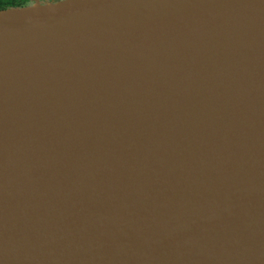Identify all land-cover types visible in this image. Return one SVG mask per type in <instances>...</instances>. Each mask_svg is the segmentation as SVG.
<instances>
[{
	"label": "water",
	"instance_id": "water-1",
	"mask_svg": "<svg viewBox=\"0 0 264 264\" xmlns=\"http://www.w3.org/2000/svg\"><path fill=\"white\" fill-rule=\"evenodd\" d=\"M0 264H264V0L0 11Z\"/></svg>",
	"mask_w": 264,
	"mask_h": 264
},
{
	"label": "trees",
	"instance_id": "trees-1",
	"mask_svg": "<svg viewBox=\"0 0 264 264\" xmlns=\"http://www.w3.org/2000/svg\"><path fill=\"white\" fill-rule=\"evenodd\" d=\"M53 2L49 0H0V11L12 8H22L33 3Z\"/></svg>",
	"mask_w": 264,
	"mask_h": 264
},
{
	"label": "bare ground",
	"instance_id": "bare-ground-1",
	"mask_svg": "<svg viewBox=\"0 0 264 264\" xmlns=\"http://www.w3.org/2000/svg\"><path fill=\"white\" fill-rule=\"evenodd\" d=\"M20 15H21V14H15V16H14V15H11V16H9V17H10V18H14V19H15V18H17V16H19V17H20Z\"/></svg>",
	"mask_w": 264,
	"mask_h": 264
},
{
	"label": "flooded vegetation",
	"instance_id": "flooded-vegetation-1",
	"mask_svg": "<svg viewBox=\"0 0 264 264\" xmlns=\"http://www.w3.org/2000/svg\"><path fill=\"white\" fill-rule=\"evenodd\" d=\"M49 1H57V0H49Z\"/></svg>",
	"mask_w": 264,
	"mask_h": 264
},
{
	"label": "rangeland",
	"instance_id": "rangeland-1",
	"mask_svg": "<svg viewBox=\"0 0 264 264\" xmlns=\"http://www.w3.org/2000/svg\"><path fill=\"white\" fill-rule=\"evenodd\" d=\"M57 1H63V0H57Z\"/></svg>",
	"mask_w": 264,
	"mask_h": 264
}]
</instances>
